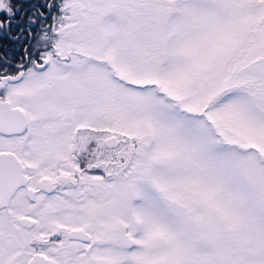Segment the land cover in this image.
I'll return each mask as SVG.
<instances>
[{"label": "snow or ice", "instance_id": "6c2138e0", "mask_svg": "<svg viewBox=\"0 0 264 264\" xmlns=\"http://www.w3.org/2000/svg\"><path fill=\"white\" fill-rule=\"evenodd\" d=\"M0 264H264V0H0Z\"/></svg>", "mask_w": 264, "mask_h": 264}]
</instances>
